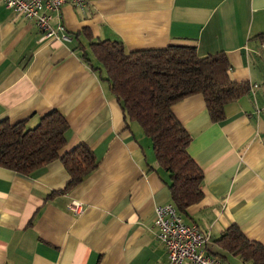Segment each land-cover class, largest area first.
Wrapping results in <instances>:
<instances>
[{"label":"crops","instance_id":"0c3cea01","mask_svg":"<svg viewBox=\"0 0 264 264\" xmlns=\"http://www.w3.org/2000/svg\"><path fill=\"white\" fill-rule=\"evenodd\" d=\"M51 27L58 38L42 40L34 21L0 2V122L35 127L58 110L70 126L65 150L83 143L98 166L80 186L52 198L70 180L61 161L30 175L0 167V264L167 261L154 221L156 207L172 203L170 190L151 140L138 123L126 125L108 83L83 59L88 52L93 60L91 40L122 42L129 52L180 45L200 57L225 53L232 79L251 86L226 106L222 123L211 122L200 94L173 113L204 174V199L184 221L209 236L207 253L252 264L217 241L237 225L264 246V0H93L84 9L66 4Z\"/></svg>","mask_w":264,"mask_h":264},{"label":"trees","instance_id":"16d2710c","mask_svg":"<svg viewBox=\"0 0 264 264\" xmlns=\"http://www.w3.org/2000/svg\"><path fill=\"white\" fill-rule=\"evenodd\" d=\"M89 48L93 60L88 52H83V59L108 83L126 125L138 123L151 140L172 203L186 217L189 209L204 199V174L189 154L191 135L173 113V107L200 94L211 122L222 123L226 106L248 95L251 86L232 79V65L225 53L200 57L194 47L180 45L129 52L122 42L110 40H91ZM69 131L66 117L58 110L44 115L32 129H27V121H1L0 167L30 175L61 161L70 180L63 190L49 197L74 190L98 163L92 149L83 143L65 150ZM217 244L244 262L264 264V246L250 241L237 225L228 228Z\"/></svg>","mask_w":264,"mask_h":264},{"label":"built area","instance_id":"2783aa9c","mask_svg":"<svg viewBox=\"0 0 264 264\" xmlns=\"http://www.w3.org/2000/svg\"><path fill=\"white\" fill-rule=\"evenodd\" d=\"M93 0H0L9 10L32 20L42 32V40L57 39L56 30L51 27L53 14L66 4L84 9ZM63 31L64 27L59 26ZM63 38L68 40V36ZM77 212H81L79 208ZM155 228L158 240L167 250L164 264H227L222 259L207 253L203 246L209 236L196 224H187L173 203L161 205L155 209Z\"/></svg>","mask_w":264,"mask_h":264},{"label":"rangeland","instance_id":"374dc122","mask_svg":"<svg viewBox=\"0 0 264 264\" xmlns=\"http://www.w3.org/2000/svg\"><path fill=\"white\" fill-rule=\"evenodd\" d=\"M35 127H36V126H35ZM32 128H34V127H31V126H30V127H27V129H32Z\"/></svg>","mask_w":264,"mask_h":264}]
</instances>
